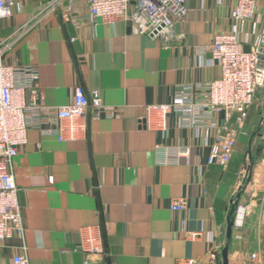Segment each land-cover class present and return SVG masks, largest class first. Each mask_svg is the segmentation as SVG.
<instances>
[{"label": "crops", "instance_id": "obj_1", "mask_svg": "<svg viewBox=\"0 0 264 264\" xmlns=\"http://www.w3.org/2000/svg\"><path fill=\"white\" fill-rule=\"evenodd\" d=\"M14 1L13 15L0 20L4 59L38 69L49 111L69 103L77 84L89 97L99 91L112 111H90L75 141L29 130L12 161L25 233L4 242L0 264L19 253L28 264H83L81 229L93 225L102 228L104 264H223L234 203L245 214L233 228L229 264H264V97L250 108L227 167L208 163L224 112L199 132L175 112L165 132L141 122L149 105L221 76L210 62L217 33L236 28L251 50L263 32L264 0H255L258 21L232 16L238 0H186L168 41L139 34L130 21L95 23L85 6L65 21L61 10L45 9L49 0ZM159 145L190 153L163 163ZM180 197L186 209L172 210Z\"/></svg>", "mask_w": 264, "mask_h": 264}, {"label": "built area", "instance_id": "obj_2", "mask_svg": "<svg viewBox=\"0 0 264 264\" xmlns=\"http://www.w3.org/2000/svg\"><path fill=\"white\" fill-rule=\"evenodd\" d=\"M15 6L14 0H0V20L11 17ZM84 6L95 23L101 20L115 25L119 21H130L139 34L166 41L173 37L176 25L188 12L186 0H49L45 9L61 10L62 19L71 21L76 9ZM232 16L236 20L258 21L256 1L238 0ZM7 46L6 39L0 37V247L12 236L23 238L25 233L12 161L27 143L29 130L53 134L60 142L75 141L80 133L86 132L90 111L96 115L112 111L103 103L99 91L89 97L84 86L77 84L72 100L50 112L37 85L38 69L31 65L8 64L4 59ZM209 50L210 62L220 68L221 76L208 83L183 88L169 103L149 105L141 122L151 130L165 132L169 116L175 112L185 121L186 127L199 132L215 128V115L224 112L227 123L215 136L208 163L227 167L249 110L258 91L264 87V28L249 51L244 49L236 28L217 33ZM158 150L163 163L170 162L171 158L179 160L190 153L189 147L166 149L159 145ZM186 205V198H175L171 209L183 211ZM244 214L245 209L236 208L234 226L243 225ZM80 234L83 264H104L105 247L100 225L85 226ZM252 258L256 259L257 255L253 254ZM28 262L26 254L19 253L12 264Z\"/></svg>", "mask_w": 264, "mask_h": 264}, {"label": "water", "instance_id": "obj_3", "mask_svg": "<svg viewBox=\"0 0 264 264\" xmlns=\"http://www.w3.org/2000/svg\"><path fill=\"white\" fill-rule=\"evenodd\" d=\"M236 208H237V204L234 203L227 218V233H226L227 243L222 251L223 264H229V248H230V243L232 241L233 228L235 225Z\"/></svg>", "mask_w": 264, "mask_h": 264}, {"label": "rangeland", "instance_id": "obj_4", "mask_svg": "<svg viewBox=\"0 0 264 264\" xmlns=\"http://www.w3.org/2000/svg\"><path fill=\"white\" fill-rule=\"evenodd\" d=\"M264 97V87L262 88V89H260L259 91H258V93H257V98H263ZM257 98H256V100H257ZM254 104H256V101H255V103ZM227 226V225H226Z\"/></svg>", "mask_w": 264, "mask_h": 264}]
</instances>
